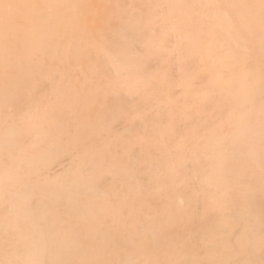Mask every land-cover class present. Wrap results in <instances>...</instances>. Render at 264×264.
Segmentation results:
<instances>
[{"label": "bare ground", "instance_id": "obj_1", "mask_svg": "<svg viewBox=\"0 0 264 264\" xmlns=\"http://www.w3.org/2000/svg\"><path fill=\"white\" fill-rule=\"evenodd\" d=\"M0 264H264V0H0Z\"/></svg>", "mask_w": 264, "mask_h": 264}]
</instances>
